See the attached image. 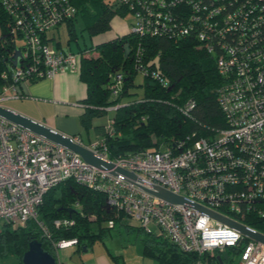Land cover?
Returning a JSON list of instances; mask_svg holds the SVG:
<instances>
[{
	"label": "built area",
	"instance_id": "2783aa9c",
	"mask_svg": "<svg viewBox=\"0 0 264 264\" xmlns=\"http://www.w3.org/2000/svg\"><path fill=\"white\" fill-rule=\"evenodd\" d=\"M116 1L132 16L131 32L174 38L190 34L212 54L220 77L216 96L226 125L206 135L186 136L169 146L114 157L109 156L106 135L86 145L116 166L132 171L135 177H130L90 165L77 152L0 116V221L15 226L33 220L40 236L51 239L38 206L50 187L72 178L101 191L109 206L134 219L146 232H152L151 221L156 223L184 252L202 256L233 248L239 255L235 264H264V243L146 189L165 187L247 226L243 220L247 211L264 213V0ZM0 2L13 18V29L21 40L11 82L1 86L0 99L7 91L16 94V84L21 81L78 70L79 52L52 48L46 41L48 31L76 14L70 0ZM182 3L185 10L179 6ZM183 13L187 16L181 18ZM93 52L90 48L83 54ZM135 52L141 53L139 44ZM150 75L157 76L154 72ZM113 79L110 88L116 95L122 74L116 72ZM157 79L166 86L163 77ZM193 105L188 100L180 110L188 114ZM112 123L108 119L104 125L107 135L113 133ZM70 137L82 143L79 137ZM72 223L69 217L53 219L56 227ZM107 225L112 227L113 220ZM51 242L55 250L78 243L76 237ZM192 264L204 262L199 257Z\"/></svg>",
	"mask_w": 264,
	"mask_h": 264
},
{
	"label": "trees",
	"instance_id": "16d2710c",
	"mask_svg": "<svg viewBox=\"0 0 264 264\" xmlns=\"http://www.w3.org/2000/svg\"><path fill=\"white\" fill-rule=\"evenodd\" d=\"M70 1L76 8L74 17L66 20L70 38L77 35L74 22L78 16L82 17L90 35L98 36L110 29L114 16L123 17L129 12L116 0ZM179 6L182 10L186 9L184 3ZM185 16L187 13H183L181 18ZM20 41V33L13 29V18L0 2V89L11 82L14 66L11 56L20 47ZM125 43L128 49L126 56ZM137 44L141 47L138 55L135 52ZM90 48L97 55L83 54L84 50ZM78 51V73L85 83V95L81 99L84 108L79 123L87 129L93 121L105 120L102 124L94 125L100 128L95 138L106 135L110 157L169 146L186 136L194 138L206 135L212 129L226 125L216 96L220 77L213 56L193 35L175 38L165 35L139 36L127 31L110 38L102 37ZM116 72L122 74V79L120 90L114 95L110 86L114 83ZM151 72L157 76H151ZM138 74L140 79L136 81ZM158 76L166 80V86H162ZM188 100H192L194 105L185 114L180 107ZM114 104H118L115 109L107 108ZM108 119L113 120L111 135H107L104 129ZM37 211L47 224L51 239L40 236L33 220L15 226L3 223L0 228V256L14 255V264H22V255L33 238L40 240L42 247L54 255L51 240L76 237L77 245L83 247L101 238L116 224L131 227L119 215L114 216L116 210L109 206L101 191L72 178L50 187ZM90 215L95 217L91 218ZM57 217H69L73 223L56 227L53 219ZM109 219L113 220L112 227L107 225ZM243 220L264 232V213L259 214L252 209L247 211ZM132 229L143 232L144 250L155 257L158 264H192L199 257L204 264H220L216 256L222 251L214 250L198 256L195 252L180 250L162 231L146 232L138 225ZM227 251L237 253L233 248Z\"/></svg>",
	"mask_w": 264,
	"mask_h": 264
},
{
	"label": "crops",
	"instance_id": "0c3cea01",
	"mask_svg": "<svg viewBox=\"0 0 264 264\" xmlns=\"http://www.w3.org/2000/svg\"><path fill=\"white\" fill-rule=\"evenodd\" d=\"M127 31L123 18L114 16L110 29L106 33L92 36V44L102 37L110 38ZM46 38L48 46L52 48L79 52L80 46L75 51L71 48L70 42L64 45L60 35L56 36L55 32L48 31ZM68 39V41L72 39L77 41L76 37L68 36ZM16 92L13 94L12 91H7L6 96L0 99V104L37 119L65 134L77 136L85 145L98 135L100 128L97 129L94 125L105 122L103 119L93 121L92 126L87 129L80 125L79 116L84 108L81 99L85 95V83L80 78L78 70L76 72L61 71L52 77L28 82L21 81L16 84ZM126 223L132 228L135 226L129 222ZM131 227L116 224L101 238L90 245H85L86 249L78 245L56 249L54 256L57 264H158V260L144 250L143 232ZM230 259L222 264L237 262Z\"/></svg>",
	"mask_w": 264,
	"mask_h": 264
},
{
	"label": "water",
	"instance_id": "95a60500",
	"mask_svg": "<svg viewBox=\"0 0 264 264\" xmlns=\"http://www.w3.org/2000/svg\"><path fill=\"white\" fill-rule=\"evenodd\" d=\"M125 49L124 55L128 54L127 44L123 45ZM20 54L18 48L15 49L12 54V62L15 65L17 62V57ZM0 116H3L7 120L19 124L23 127H26L37 134H40L66 148H69L77 152L87 163L93 165L99 169L108 170L111 174H122L130 177H135V174L132 171L126 170L125 168L116 166L111 160L104 158L93 150L89 149L86 145L74 141L71 139L70 135L65 134L57 129H54L41 121L29 117L19 111H16L12 108H9L5 105L0 104ZM175 144V142L173 143ZM149 192L155 194L156 196L161 197L162 199L173 202V203H182L185 206L195 208L201 213L210 215L221 220L224 223L232 226L233 228L240 231L242 234L246 235L249 238H252L256 241L264 243V232H261L253 227L247 226L245 224L239 223L227 217L217 211L209 209L195 201L186 198L183 195L174 193L165 187L154 185L151 188H146ZM86 249V247H83ZM218 261L222 264L223 262L229 259V253L227 250L223 251L221 254L216 256ZM22 264H57L56 258L50 252L45 250L41 241L37 238H33L29 241L27 249L24 251L21 259Z\"/></svg>",
	"mask_w": 264,
	"mask_h": 264
},
{
	"label": "rangeland",
	"instance_id": "374dc122",
	"mask_svg": "<svg viewBox=\"0 0 264 264\" xmlns=\"http://www.w3.org/2000/svg\"><path fill=\"white\" fill-rule=\"evenodd\" d=\"M122 18H123L125 25L128 28V31H130L131 24H133L132 16L128 12ZM74 26H75V31L77 33V35H76L77 41L74 39L68 41L69 40L68 39L69 31H68V26H67L66 21L60 22L57 25V27H54L53 29H51L50 32H55L56 36L60 35V40L62 41V43L64 45H67L66 43L70 42L69 44H70L71 48L75 51L78 50L79 46H80V48L91 46L93 37L90 35L88 30L86 29L81 16L77 17L76 21L74 22ZM118 35H120V34H118ZM55 38H57V37H55ZM20 43H21V41H20ZM51 44H53V43L51 42ZM91 55L95 56V55H97V52L94 51L89 56H91ZM139 79H140V75L138 74L136 76V81H138ZM116 215H119V217H121V219L123 221L129 222L130 224L137 226V222L134 219L126 216L122 212L114 211V216H116ZM90 217L94 218L95 216L90 215ZM2 225H3V222L0 221V228L2 227ZM149 227L153 232H161V230L159 229L157 224L152 222V221L149 223ZM115 229H116V227H115ZM115 229H114V231H116ZM229 256L235 262L238 261V259H239V255L237 253H234L233 251H230ZM15 261H16V257L14 255L9 254V255L0 256V264H14Z\"/></svg>",
	"mask_w": 264,
	"mask_h": 264
}]
</instances>
